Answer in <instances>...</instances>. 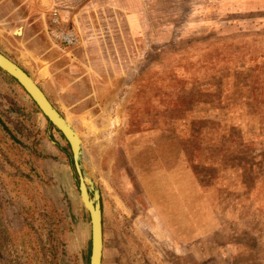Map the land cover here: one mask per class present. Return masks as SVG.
Wrapping results in <instances>:
<instances>
[{
	"label": "rangeland",
	"instance_id": "1",
	"mask_svg": "<svg viewBox=\"0 0 264 264\" xmlns=\"http://www.w3.org/2000/svg\"><path fill=\"white\" fill-rule=\"evenodd\" d=\"M74 10L116 77L28 76L82 143L102 264H264V0H0V53L17 62L8 39L41 14L54 46L80 48ZM52 12L74 46L49 38ZM38 112L0 74V264H82L91 233L71 153Z\"/></svg>",
	"mask_w": 264,
	"mask_h": 264
},
{
	"label": "crops",
	"instance_id": "2",
	"mask_svg": "<svg viewBox=\"0 0 264 264\" xmlns=\"http://www.w3.org/2000/svg\"><path fill=\"white\" fill-rule=\"evenodd\" d=\"M81 12L82 11L78 12L74 10L69 20L70 24L76 26V29L80 28L82 31V46L76 50L70 51L61 50L46 38L44 34L47 26L45 14H41V17H38L37 21L33 20V22H29L28 17L22 18L19 23L20 25H18L16 30L12 31L11 37L8 39V44L11 45V48H17L16 50L19 51L17 62L13 61V63L29 76L34 74L35 76L45 78L48 75L50 79L53 78L56 85L60 82L59 79H56L57 75H71V73H77L76 70L89 76L100 77L104 81L111 83L118 72L116 66H113L112 60L101 52L96 41H94L89 32L86 31L88 27L83 25V23H85L88 14H83ZM15 31H19L20 33L15 35ZM95 44L97 46H95ZM67 70L69 73L66 72ZM34 82L36 84L38 83L37 80H34ZM47 82L48 81H44L46 86L48 85ZM66 84L61 85V89H58V91L75 93L81 90L79 85L76 86L73 84L72 87H68ZM39 88L44 91L41 87ZM49 96L50 94L47 95V99H49ZM66 106V111H69L71 115L76 116L82 115L83 113L78 104L72 105L66 103ZM61 116L63 117V114H61Z\"/></svg>",
	"mask_w": 264,
	"mask_h": 264
},
{
	"label": "water",
	"instance_id": "3",
	"mask_svg": "<svg viewBox=\"0 0 264 264\" xmlns=\"http://www.w3.org/2000/svg\"><path fill=\"white\" fill-rule=\"evenodd\" d=\"M0 71L14 80L32 101L39 113L64 139L69 147L73 168L78 178V192L82 207L90 224V257L88 264H102L103 258V225L99 192L90 172L84 166L82 143L74 128L48 101L42 90L16 64L0 53Z\"/></svg>",
	"mask_w": 264,
	"mask_h": 264
},
{
	"label": "built area",
	"instance_id": "4",
	"mask_svg": "<svg viewBox=\"0 0 264 264\" xmlns=\"http://www.w3.org/2000/svg\"><path fill=\"white\" fill-rule=\"evenodd\" d=\"M55 11V10H53ZM50 19L51 28L48 30L49 38L57 45L71 47L77 43L74 32L66 30L57 13L52 12Z\"/></svg>",
	"mask_w": 264,
	"mask_h": 264
},
{
	"label": "trees",
	"instance_id": "5",
	"mask_svg": "<svg viewBox=\"0 0 264 264\" xmlns=\"http://www.w3.org/2000/svg\"><path fill=\"white\" fill-rule=\"evenodd\" d=\"M0 74H2V76H4V77L8 78V79H9L12 83H14L16 86H19L14 80H12L10 77H8V76H7L6 74H4L3 72L0 71ZM38 113H39V112H38ZM46 123H47V122H46ZM0 126H1L2 131H8V130H7V127H5L3 124H1ZM46 126H47V129L52 130V131L55 132V129H54L53 127H51L48 123L46 124ZM8 133H9L10 135H13V136L11 137V139L13 140V141H12V144H13V145H19V144H20V141L18 140L17 135L15 136L14 133L12 134L10 131H9ZM55 133H57V132H55ZM58 135H59V134H58ZM59 138H60L61 140H64L60 135H59ZM66 145H67V144H66ZM58 149L60 150L61 153H65L67 157H68V156L70 157V155H69L70 150H69V147H68V146H66V148H58ZM84 219L88 221V215H87L86 213H84ZM225 245H226V244H225ZM219 246L221 247V249H222L223 251L226 250V248L224 247V242H221V241H220ZM226 251H227V250H226ZM89 257H90V246H88V247L85 249V251L82 252V264H88V263H89ZM224 263L226 264V262H224Z\"/></svg>",
	"mask_w": 264,
	"mask_h": 264
},
{
	"label": "bare ground",
	"instance_id": "6",
	"mask_svg": "<svg viewBox=\"0 0 264 264\" xmlns=\"http://www.w3.org/2000/svg\"><path fill=\"white\" fill-rule=\"evenodd\" d=\"M20 32L19 31H16V34H19ZM76 132V131H75ZM77 134V133H76ZM78 136V135H77Z\"/></svg>",
	"mask_w": 264,
	"mask_h": 264
}]
</instances>
